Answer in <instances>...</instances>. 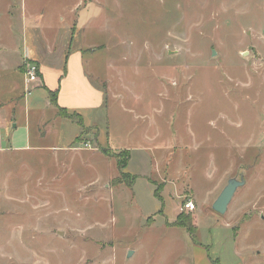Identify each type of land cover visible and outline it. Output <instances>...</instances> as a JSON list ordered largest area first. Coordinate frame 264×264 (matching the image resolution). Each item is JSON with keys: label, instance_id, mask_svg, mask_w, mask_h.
Wrapping results in <instances>:
<instances>
[{"label": "rangeland", "instance_id": "obj_1", "mask_svg": "<svg viewBox=\"0 0 264 264\" xmlns=\"http://www.w3.org/2000/svg\"><path fill=\"white\" fill-rule=\"evenodd\" d=\"M84 2L97 21L73 46H100L85 71L101 74L106 94L101 109L77 112L83 129L78 117L55 120L39 90L20 102L13 60L0 63V98L19 122L33 137L48 123L32 151L0 152V264H264V0ZM31 64L40 79L33 61L20 71ZM126 150L132 187L117 185ZM172 174L178 187L164 188ZM242 176L226 214H214ZM193 196L206 206L182 212ZM176 211L195 236L167 228Z\"/></svg>", "mask_w": 264, "mask_h": 264}, {"label": "crops", "instance_id": "obj_2", "mask_svg": "<svg viewBox=\"0 0 264 264\" xmlns=\"http://www.w3.org/2000/svg\"><path fill=\"white\" fill-rule=\"evenodd\" d=\"M89 4L88 7L86 2L82 4L80 0H74L73 3L72 0H0V63H10L9 59L13 60L10 68L22 79V94L18 96L19 101L27 99L32 95V92L39 90L46 95L47 103L51 102L49 93L57 92L55 120L65 119L57 116L59 107L67 110L68 113L74 114L81 108L101 109L103 105L105 90H100V86L94 82L95 78H100L101 74H92L90 71H85L87 63L85 55L89 51L92 56H95L100 46L93 43L88 44L86 47L81 46L82 48H74L73 46L75 35L86 30L87 21L91 22V26L94 21H97L96 12L99 11L98 7L95 2ZM82 8L89 11L88 16H82L80 10ZM90 22L88 25H90ZM57 34H61L59 39L55 36L52 39L48 38V35ZM68 40L69 42L66 43L65 41ZM27 60L35 62L39 67L40 79L33 85L27 84L26 75L20 71L23 63ZM107 77L105 74V78ZM30 86H36V89L33 88L31 93H28ZM12 101L11 99L9 103H4L3 98H0V152H7L10 155L15 152H30L32 151L33 138L35 141L37 140L36 143L45 138L47 133L44 128L48 123H45L42 129H40V125L37 126V136L33 137L30 122L24 125L19 122L17 117L20 114H16V108L13 107L16 104H13ZM19 128L24 130L23 134H18ZM51 129H54V127ZM41 130L44 132H41ZM4 136H6V141ZM74 149L80 150L81 148ZM96 150L91 149L87 152H95ZM140 152L145 151L141 150ZM167 170L169 169H165V171ZM177 176L172 174L169 179L171 178L174 182L167 179L164 182V188H167L168 184L171 183L177 185ZM177 191L178 199H181L183 192ZM191 200L197 208H201L203 205L206 206V201L203 199L198 198L197 201L193 196ZM213 213L215 214L214 211ZM178 216L177 213L174 220L169 222L171 226L167 228L183 229L173 225ZM194 216L197 217V214H194ZM223 227L229 228L230 226ZM231 228L235 234V253L238 257H241L244 251L241 248L243 247L242 237L244 231L240 225L234 226L233 224ZM244 243L246 242L244 241Z\"/></svg>", "mask_w": 264, "mask_h": 264}, {"label": "trees", "instance_id": "obj_3", "mask_svg": "<svg viewBox=\"0 0 264 264\" xmlns=\"http://www.w3.org/2000/svg\"><path fill=\"white\" fill-rule=\"evenodd\" d=\"M50 95V100H51V103L57 107V103H56V99H57V92L55 93H49ZM57 116L58 117H61V118H66V119H70V120H74V118L78 117V124L80 125V127L83 129L84 128V121H83V118L78 115L77 113H74V114H69L67 112V110L65 109H62V108H58V113H57ZM103 153L107 156H109L107 153V151H103ZM124 153V157H125V162L124 164H121V163H117V168H118V172H119V178L117 179V185H122V183H126L127 186L129 187H132V185L135 183L136 181V178L134 177H131L128 173H124L123 170L126 168L127 164H128V160H129V152L128 151H123ZM129 177H131L130 180H127ZM156 194H159L160 196V191H158L156 189ZM179 219H181V215H179L177 217V221L173 224L174 226L176 227H180V228H185L187 230V232L189 233V235L191 236H195V232H196V225H195V222L194 223H190V224H186L184 222H181ZM196 219V218H195ZM215 264V263H214Z\"/></svg>", "mask_w": 264, "mask_h": 264}, {"label": "water", "instance_id": "obj_4", "mask_svg": "<svg viewBox=\"0 0 264 264\" xmlns=\"http://www.w3.org/2000/svg\"><path fill=\"white\" fill-rule=\"evenodd\" d=\"M213 55H215V52H212ZM245 184V180L243 176L240 178V180H237L236 178H231L227 181L226 186L223 188L222 192L219 194V196L214 200L212 210L217 213L220 216H223L226 214L229 203L233 199L236 192L243 187ZM131 256V253L129 254Z\"/></svg>", "mask_w": 264, "mask_h": 264}, {"label": "built area", "instance_id": "obj_5", "mask_svg": "<svg viewBox=\"0 0 264 264\" xmlns=\"http://www.w3.org/2000/svg\"><path fill=\"white\" fill-rule=\"evenodd\" d=\"M25 73H26L25 75H26L27 84L33 85L39 81L37 67L34 64L29 65ZM30 88L28 89V93H31L32 91L30 90ZM180 209L182 212L185 211L191 213L196 210V205L193 203L192 200H186L181 204Z\"/></svg>", "mask_w": 264, "mask_h": 264}]
</instances>
